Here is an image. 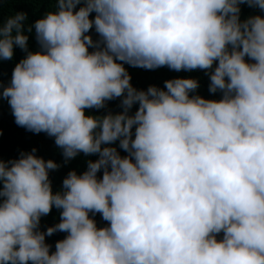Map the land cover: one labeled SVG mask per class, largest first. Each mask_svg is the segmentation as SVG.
<instances>
[{"label": "clouds", "instance_id": "clouds-1", "mask_svg": "<svg viewBox=\"0 0 264 264\" xmlns=\"http://www.w3.org/2000/svg\"><path fill=\"white\" fill-rule=\"evenodd\" d=\"M26 21L0 22V61L25 53L0 101L65 165L97 158L55 192L35 148L0 159V264H264V0H55ZM125 64L201 70L219 99L190 77L137 89Z\"/></svg>", "mask_w": 264, "mask_h": 264}, {"label": "trees", "instance_id": "trees-1", "mask_svg": "<svg viewBox=\"0 0 264 264\" xmlns=\"http://www.w3.org/2000/svg\"><path fill=\"white\" fill-rule=\"evenodd\" d=\"M55 10V0H0V22L7 19L9 16L17 12H24L27 15L25 27L32 25L37 19L41 18L46 11ZM262 14L258 9L249 8L246 5H241V19L249 15ZM29 36V50H35L37 44L35 41V32L25 33ZM92 38H97L94 30L90 33ZM91 51V49H90ZM25 55L18 47L14 46V55L11 60L0 61V81L5 85L10 81L12 70L17 62ZM131 76V84L137 89L146 90L149 85H156L163 88L164 81L176 77L196 78L199 80L200 87L197 89V94L206 99H219L220 94H211L208 91L209 79L208 76L201 70L192 72H175L167 67H161L154 70H147L139 67H131L124 65ZM119 99L109 101L107 108L116 112L120 111ZM133 107L132 111H135ZM106 109L99 111L95 109L87 110L89 114H102ZM35 148L36 155L43 157L45 160L52 159L62 166L55 171H50L49 178L52 182L53 191L59 190L63 178L68 171L76 170L78 173L86 169V161L96 159L97 157H85L82 153L72 159L68 164L63 163V157L60 154L53 138L48 137L44 133L35 134L27 131L23 127H19L14 122V117L11 114V109L6 100L0 101V159L5 161L18 158L21 151L30 152ZM119 150V149H118ZM121 155L125 153L121 150ZM94 219L98 227L104 226L105 221L102 220L99 213ZM59 221V210L53 207L49 215L41 218L40 229L44 231L47 227L54 225ZM66 233L57 232L50 237H46V243L52 246L51 250L55 249V242L63 239ZM222 235V234H221Z\"/></svg>", "mask_w": 264, "mask_h": 264}]
</instances>
